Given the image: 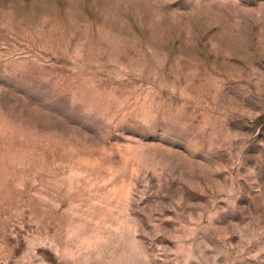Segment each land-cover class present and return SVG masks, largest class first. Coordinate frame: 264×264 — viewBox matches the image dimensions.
<instances>
[{
  "label": "rangeland",
  "instance_id": "1",
  "mask_svg": "<svg viewBox=\"0 0 264 264\" xmlns=\"http://www.w3.org/2000/svg\"><path fill=\"white\" fill-rule=\"evenodd\" d=\"M0 264H264V0H0Z\"/></svg>",
  "mask_w": 264,
  "mask_h": 264
}]
</instances>
